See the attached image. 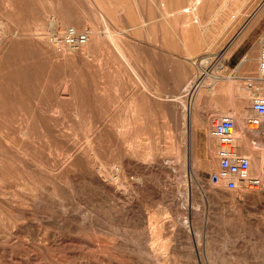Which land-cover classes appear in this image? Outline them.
Returning <instances> with one entry per match:
<instances>
[{
	"label": "rangeland",
	"instance_id": "1",
	"mask_svg": "<svg viewBox=\"0 0 264 264\" xmlns=\"http://www.w3.org/2000/svg\"><path fill=\"white\" fill-rule=\"evenodd\" d=\"M143 1L0 0V264H264V183H209V119L233 117L207 113L245 112L235 76L256 68L236 48L264 0ZM70 26L88 45L55 52L46 34ZM236 137L263 173V138Z\"/></svg>",
	"mask_w": 264,
	"mask_h": 264
},
{
	"label": "built area",
	"instance_id": "2",
	"mask_svg": "<svg viewBox=\"0 0 264 264\" xmlns=\"http://www.w3.org/2000/svg\"><path fill=\"white\" fill-rule=\"evenodd\" d=\"M90 32L78 31L70 26L59 32L50 30L45 36L48 44L57 53L80 51L89 41ZM258 56L256 71L250 75L235 76L242 80L249 92L251 115L245 120L248 131H256L261 125L264 114V39L257 42ZM208 137L216 142V170L209 175L208 181L215 187L236 194L254 193L262 187L259 175L251 173L248 155L239 151L236 137V124L230 116L214 117L210 121ZM264 158V153H263Z\"/></svg>",
	"mask_w": 264,
	"mask_h": 264
},
{
	"label": "crops",
	"instance_id": "3",
	"mask_svg": "<svg viewBox=\"0 0 264 264\" xmlns=\"http://www.w3.org/2000/svg\"><path fill=\"white\" fill-rule=\"evenodd\" d=\"M184 1V0H183ZM245 0H236V2L238 3H243ZM132 2L134 3V0H132ZM144 4H147L146 6V10H147V13L148 15H151L152 13V9L149 8V0H144L143 1ZM158 2V10L161 11V12H168V13H172L174 12L176 9H178V6H179V2H181V0H157ZM166 4V5H164ZM137 9V8H136ZM258 14V15H257ZM246 20H248V23H247V26H250L249 27V30L248 32L246 33L244 39L242 40V42L239 44V46L236 48L238 49L240 46L242 45H248V48L246 50L245 53L247 52H251V56L253 58L252 60V64H251V69L253 68H256V59H257V56H258V47H257V42L260 38H263L264 39V13H259V11L256 13H254L252 15V13L247 17L245 16ZM185 19H192L190 17H186ZM140 20V19H139ZM255 20V21H254ZM254 21V23H253ZM263 22V23H262ZM243 23V22H242ZM250 24V25H249ZM253 24V25H252ZM164 26L163 23L160 24V26ZM200 25V24H199ZM183 26V24H182ZM196 26H197V23H196ZM195 26V28H196ZM201 26V25H200ZM240 28V25L237 29ZM147 33V32H146ZM181 33V32H180ZM235 49V50H236ZM234 50V51H235ZM243 57V56H242ZM241 57V58H242ZM249 58L248 55H245L241 60H239L236 64L237 68L241 67L242 65L246 64V63H249L251 61V59L249 58L248 61L245 60V58ZM246 61V62H245ZM239 63V64H238ZM235 66V67H236ZM201 96L200 92L195 96V98L193 99L192 101V107L190 109V123L192 124L193 123V118H192V111H193V107H194V103L197 99V97L199 98ZM239 103L237 100L235 99H232L230 97L227 96V99L225 101H223V103L219 104L217 103V101H215V104L214 105V101L211 100V104L208 108V111L207 113H211L213 111L215 112H222V113H225V112H231L232 113V117L234 119L235 117V111L236 113L238 114V116L242 117V119L245 121L246 119V114L249 112V114L251 113V110H250V102H249V98L247 96L243 97L242 98V101H241V104L243 106V108L245 109V112L243 114H239L241 113L243 110H240L239 108H241V106H239ZM252 114V113H251ZM223 116H226V115H223ZM235 121V119H234ZM243 121V122H244ZM264 122V120H263ZM236 124V122H235ZM263 124V123H262ZM262 135V138L263 139H259L261 141V144L260 146L263 145L264 143V131L261 133ZM253 141V140H252ZM258 141V140H257ZM239 146V145H238ZM247 150H248V154L246 152H244L245 150L242 149L241 146H239V151L244 154V155H248L250 156L249 154V149L248 147H246ZM261 177L262 179L264 178V172L261 174ZM263 181V180H262ZM263 183V182H262Z\"/></svg>",
	"mask_w": 264,
	"mask_h": 264
},
{
	"label": "bare ground",
	"instance_id": "4",
	"mask_svg": "<svg viewBox=\"0 0 264 264\" xmlns=\"http://www.w3.org/2000/svg\"><path fill=\"white\" fill-rule=\"evenodd\" d=\"M260 39H263V38H260ZM89 40H90V37H89ZM88 43H89V41H88ZM88 43L86 44V45H88ZM86 45L84 46V47H86ZM83 47V48H84ZM82 48V49H83ZM81 49V50H82ZM227 50H225L224 52H222V53H219L218 55H217V58H218V60L225 54V52H226ZM211 58V56H209V55H205L203 58H201L200 59V61L196 64V67H197V70L200 72V73H202V75H204V78H202L201 77V75L200 76H197V77H195L194 78V81H188L187 83H186V85H185V87L183 88V92H188V91H190V90H193L194 91V93H195V96L203 89V88H207L208 87V85H206L205 84V78H209V76L207 75V74H205V71L201 68V64H203V63H206V62H208V60ZM247 60V59H246ZM244 89H245V87H244ZM246 90V89H245ZM246 93H247V95H248V97H249V92L246 90ZM195 96H194V98H195ZM193 98V99H194ZM191 101H193V100H191ZM189 105H192V103L191 104H189ZM187 109H188V113H189V107H187ZM214 117H219V116H213V117H211L210 119H209V124H210V121H211V119L212 118H214ZM250 117V116H249ZM248 118V117H247ZM246 118V119H247ZM262 119H261V125H260V127H259V129L258 130H256V131H248L246 128H245V121L242 119V117H240V116H236L235 117V122H236V131L241 135V137L243 138V140L245 141V143L246 144H248V143H250V141L251 140H257L258 138H261L262 136V132L264 131V122H263V120H264V114L262 115V117H261ZM245 119V120H246ZM244 121V122H243ZM263 123V124H262ZM208 124V125H209ZM264 136V135H263ZM247 147H248V149L252 152V157H251V160L253 161V164H254V166L256 167V157L253 155V151L251 150V147L249 146V145H247ZM251 160H250V162H251ZM256 170H257V172H258V175L261 177V174H262V171L260 170V169H258V167H256ZM261 179H262V177H261ZM262 180H264V179H262ZM264 183V182H263Z\"/></svg>",
	"mask_w": 264,
	"mask_h": 264
}]
</instances>
